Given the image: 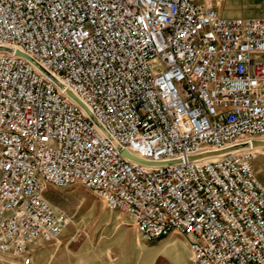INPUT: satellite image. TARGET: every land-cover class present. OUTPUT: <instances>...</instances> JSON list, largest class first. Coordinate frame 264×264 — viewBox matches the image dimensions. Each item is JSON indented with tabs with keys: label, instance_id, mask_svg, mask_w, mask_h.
Masks as SVG:
<instances>
[{
	"label": "built area",
	"instance_id": "obj_1",
	"mask_svg": "<svg viewBox=\"0 0 264 264\" xmlns=\"http://www.w3.org/2000/svg\"><path fill=\"white\" fill-rule=\"evenodd\" d=\"M222 1L0 0V254L31 264L80 184L190 264H264V0Z\"/></svg>",
	"mask_w": 264,
	"mask_h": 264
},
{
	"label": "rangeland",
	"instance_id": "obj_2",
	"mask_svg": "<svg viewBox=\"0 0 264 264\" xmlns=\"http://www.w3.org/2000/svg\"><path fill=\"white\" fill-rule=\"evenodd\" d=\"M215 7L226 17H257L263 13L262 0H223ZM253 165L255 169L260 167L258 177H264V150L256 155ZM45 196L69 217V223L58 238L29 244L31 264H190L192 236L171 232L144 240L126 213L108 209L103 199L80 184L62 189L47 187ZM0 264L22 261L0 254Z\"/></svg>",
	"mask_w": 264,
	"mask_h": 264
},
{
	"label": "water",
	"instance_id": "obj_3",
	"mask_svg": "<svg viewBox=\"0 0 264 264\" xmlns=\"http://www.w3.org/2000/svg\"><path fill=\"white\" fill-rule=\"evenodd\" d=\"M72 97H73L77 102L80 103V101H79L75 96L72 95ZM252 145H253V146H262V147H264V140H256V141H253ZM123 154L126 155L127 157H129V158L135 160V161H138V162H141V163H146V164L148 163V161L143 160V159H141V158H138V157H136V156H133V155L127 153L126 151H123Z\"/></svg>",
	"mask_w": 264,
	"mask_h": 264
},
{
	"label": "crops",
	"instance_id": "obj_4",
	"mask_svg": "<svg viewBox=\"0 0 264 264\" xmlns=\"http://www.w3.org/2000/svg\"><path fill=\"white\" fill-rule=\"evenodd\" d=\"M234 12V11H233ZM233 12H231V16H234V13ZM220 15H222L221 13H220ZM223 16H225V15H223ZM253 165V164H252ZM253 169H254V171H255V173H256V176H257V178L259 179V181L261 182V183H263L264 184V177H258V173H259V171H260V167H258V168H256L255 169V167H254V165H253Z\"/></svg>",
	"mask_w": 264,
	"mask_h": 264
},
{
	"label": "bare ground",
	"instance_id": "obj_5",
	"mask_svg": "<svg viewBox=\"0 0 264 264\" xmlns=\"http://www.w3.org/2000/svg\"><path fill=\"white\" fill-rule=\"evenodd\" d=\"M255 149L260 152L261 150H264V147H262V146H256Z\"/></svg>",
	"mask_w": 264,
	"mask_h": 264
}]
</instances>
